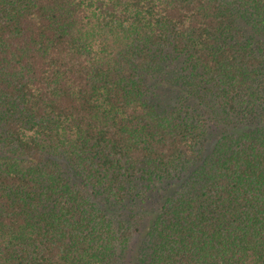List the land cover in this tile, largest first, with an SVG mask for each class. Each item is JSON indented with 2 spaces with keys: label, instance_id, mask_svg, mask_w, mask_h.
Returning <instances> with one entry per match:
<instances>
[{
  "label": "trees",
  "instance_id": "obj_1",
  "mask_svg": "<svg viewBox=\"0 0 264 264\" xmlns=\"http://www.w3.org/2000/svg\"><path fill=\"white\" fill-rule=\"evenodd\" d=\"M0 264H264V0H0Z\"/></svg>",
  "mask_w": 264,
  "mask_h": 264
}]
</instances>
